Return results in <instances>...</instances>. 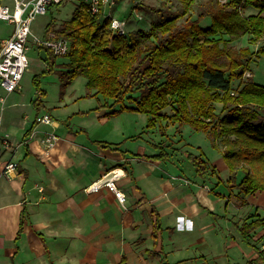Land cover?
Returning <instances> with one entry per match:
<instances>
[{
  "label": "crops",
  "instance_id": "0c3cea01",
  "mask_svg": "<svg viewBox=\"0 0 264 264\" xmlns=\"http://www.w3.org/2000/svg\"><path fill=\"white\" fill-rule=\"evenodd\" d=\"M21 92L19 83L6 95L2 117V133L19 145L13 157V148L0 154V264H158L160 259L147 250L164 252L162 262L169 264L181 259L169 254L183 248L191 250L181 255L183 264L193 257L197 264H218L215 259L224 246L212 241L213 225L205 221L211 206L204 198L208 200L210 188L202 182L199 186L197 181H175L180 179L171 173L169 157L155 156L166 150V132H155V137L145 129V114L141 127L133 130L125 112L108 115L109 109L98 108V102L85 110L61 101L55 112L29 105L21 100ZM8 97L12 100L7 103ZM77 112L82 118L75 126ZM42 113L52 116L51 129L36 134L41 124L37 123L29 139L26 134ZM116 117L121 120H112ZM106 125L111 131L97 128ZM44 132L59 137L46 153ZM11 158L18 167L7 179L3 166ZM112 168L123 173L118 185L125 192L124 204L106 188L85 190ZM259 192L250 195L254 205L264 203ZM181 233L191 238L185 239L189 244L182 243ZM260 244L255 246L264 256V239Z\"/></svg>",
  "mask_w": 264,
  "mask_h": 264
},
{
  "label": "trees",
  "instance_id": "16d2710c",
  "mask_svg": "<svg viewBox=\"0 0 264 264\" xmlns=\"http://www.w3.org/2000/svg\"><path fill=\"white\" fill-rule=\"evenodd\" d=\"M194 1L180 0L175 15L124 36L110 35L108 19L90 14L79 1L68 19L56 25L51 18L44 26L69 41L65 62L56 63V55L46 51V69L57 73L61 88L84 77L86 95L96 97L108 115L135 110L146 115L147 130L157 127L165 134L169 123L205 133L228 166L238 196L264 191V84L242 81L252 59L264 56V0H208L195 18L179 25ZM247 8L255 11L245 13ZM206 17L210 22L203 25ZM243 35L260 43L256 50L232 45ZM32 104L39 107V97ZM35 124L36 118L27 136ZM155 156L167 160L168 152ZM191 158L196 174L204 177L209 159ZM250 217L240 227L247 242L264 227V216ZM147 254L159 257L154 250Z\"/></svg>",
  "mask_w": 264,
  "mask_h": 264
},
{
  "label": "rangeland",
  "instance_id": "374dc122",
  "mask_svg": "<svg viewBox=\"0 0 264 264\" xmlns=\"http://www.w3.org/2000/svg\"><path fill=\"white\" fill-rule=\"evenodd\" d=\"M207 1L208 0H195L189 9V12L186 15L179 17L177 23L182 25L188 18H195L201 6ZM218 1L224 2L226 0ZM77 2L78 0H62L59 4H53L46 14L38 15L32 22L33 32L36 34L42 33L43 26H45L51 18L55 19L56 25L60 24L62 20L68 19ZM0 3L12 5L13 2L12 0H0ZM135 5H141L143 8H134ZM180 6V0H117L115 15L125 17L128 21V32H135L139 29L148 30L152 22L163 20L175 15L176 10ZM254 11L255 10L251 8L244 10L245 13ZM209 22V17L202 20L203 25H207ZM11 27V24L0 20V36H5ZM231 43L235 47L247 45L252 50H256L260 45L258 41H251L247 35H243ZM26 55L29 60V65L20 79L22 90L21 100L29 104L32 103V100L36 97H39L41 100V107L45 106L46 108L44 109L50 111L54 110L55 112L57 104L61 101L68 102L67 107H74L76 109L81 108L85 110L89 108L92 102L97 104L98 101L96 97L86 95L85 80L82 76L75 77L65 88H61L57 73L54 70L49 71L46 69V61L40 60L39 50L31 41L29 42V49L27 50ZM54 60L56 63H62L65 62L67 58L63 55H57ZM42 63L44 64V67H39V64L41 65ZM37 69L40 71L38 72ZM249 79L264 84V56H255L250 62L249 68L245 72L242 81ZM233 84L239 86L240 82L235 81ZM74 94L75 100L70 98L71 95L74 96ZM15 95L16 94H13V98ZM10 100H12L11 97H8L7 103L10 102ZM31 105L33 106V104ZM219 106L220 105H217V109L220 108ZM166 111L170 112V109L166 108ZM123 112H125V117L129 119V128L134 130L141 127L143 113L135 110H124ZM88 114V112H85L84 117H87L86 115ZM74 115H77L74 117V119H77L74 120L75 126H78L81 122L80 118H82V113L80 114L77 112V114ZM38 116L36 118H38ZM50 117L52 116L50 115ZM112 120H121V118L116 117ZM109 125L97 128L103 130V132L111 131ZM50 129L51 124L41 123L36 134ZM152 131L154 132L152 134H154L155 137H158L157 133H155H160L158 128L156 127L155 129H152ZM58 132L56 133L58 134ZM165 132L167 138L163 137V139H165L166 150L168 151V165L171 168V173L173 175L177 174L174 178L180 179H175V181L183 180L184 184H191L192 180L197 181L199 186H201L199 183L202 182L207 184L210 188V191H207V194H209L208 200L204 198L207 204L211 206V208L206 209V212L205 209L203 210L207 216L205 221H210V226L213 225L212 241L215 244L219 242L224 246V249L222 248L220 254L215 260L218 264H254L255 262L257 264H264L262 251L259 250L257 246L253 247L249 243L252 242L253 244L258 243V245H262L260 244V241L264 239V227H259L252 232V234L248 236V242L243 239V236L240 233L241 225L245 221H250V219L253 218L250 217L252 214H258L260 217L264 216V203L261 202L260 204L262 205H254V198L250 197V195L253 194L256 196L257 193L241 194L238 196V190L232 186L234 182L228 180L230 176L228 166L222 158L221 153L213 147L210 139L205 133L193 130L188 125L176 126L169 123L165 128ZM46 135L47 132H44L43 138ZM30 138L31 136H29V139ZM58 140L59 137L54 144H56ZM17 145L19 144L14 143L13 149L10 151L12 152L11 157H13ZM51 147H49V149ZM193 155H201L202 158L209 159L210 167L204 177L196 174L191 161ZM11 160L17 162L13 158H11ZM240 177V174L236 176V183L240 180ZM7 179L11 178L7 177ZM183 192L185 191L183 190ZM218 192L220 194H218ZM260 193L264 194V191H260L258 194ZM240 203L243 205H239ZM198 223H200V220ZM181 235L184 239L182 243L189 244L187 240H185L189 236L185 237L182 233ZM189 239L191 238L189 237ZM213 246L215 249L218 248L217 245L213 244ZM202 251H205V249L203 248ZM190 252L191 250H189V248H183L170 253L169 256L172 259H181L169 264H183L186 260H184L181 255L184 253L190 255ZM157 253L159 255L158 260L160 259L158 262L159 264L163 261L165 253L162 251H157ZM196 258L197 257L189 259L188 264H197L198 262Z\"/></svg>",
  "mask_w": 264,
  "mask_h": 264
},
{
  "label": "built area",
  "instance_id": "2783aa9c",
  "mask_svg": "<svg viewBox=\"0 0 264 264\" xmlns=\"http://www.w3.org/2000/svg\"><path fill=\"white\" fill-rule=\"evenodd\" d=\"M62 0H12V5L0 3V20L12 25L8 36L0 41V154L4 150L13 148L7 133H2V117L6 95L19 88L20 79L29 65L26 55L31 41L38 50H45L53 55H65L69 51V41L55 30H45L36 34L32 29V22L38 15L46 14L53 4ZM82 1V0H78ZM90 14H100L108 19L110 35L124 36L128 33V21L125 17L116 16L117 0H83ZM51 124L52 118L48 113H42L36 118L37 123ZM34 131L29 136H33ZM58 135L47 132L42 138L44 152L46 153ZM17 170V163L8 159L3 166V174L11 178V172ZM123 175L118 168L106 170L100 177L93 180L85 188L87 192H97L102 188L113 192L117 200L125 203V192L118 185V180Z\"/></svg>",
  "mask_w": 264,
  "mask_h": 264
},
{
  "label": "water",
  "instance_id": "95a60500",
  "mask_svg": "<svg viewBox=\"0 0 264 264\" xmlns=\"http://www.w3.org/2000/svg\"><path fill=\"white\" fill-rule=\"evenodd\" d=\"M39 54H40V58H41L43 61H45V60L47 59V55H46V51H45V50L41 49V50L39 51Z\"/></svg>",
  "mask_w": 264,
  "mask_h": 264
},
{
  "label": "bare ground",
  "instance_id": "6f19581e",
  "mask_svg": "<svg viewBox=\"0 0 264 264\" xmlns=\"http://www.w3.org/2000/svg\"><path fill=\"white\" fill-rule=\"evenodd\" d=\"M119 170V169H118Z\"/></svg>",
  "mask_w": 264,
  "mask_h": 264
}]
</instances>
